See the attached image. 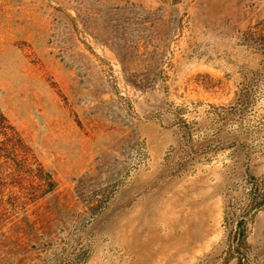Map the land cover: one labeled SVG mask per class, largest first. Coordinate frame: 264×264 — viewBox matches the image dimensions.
Here are the masks:
<instances>
[{
	"label": "rangeland",
	"instance_id": "1",
	"mask_svg": "<svg viewBox=\"0 0 264 264\" xmlns=\"http://www.w3.org/2000/svg\"><path fill=\"white\" fill-rule=\"evenodd\" d=\"M0 264H264V0H0Z\"/></svg>",
	"mask_w": 264,
	"mask_h": 264
},
{
	"label": "trees",
	"instance_id": "2",
	"mask_svg": "<svg viewBox=\"0 0 264 264\" xmlns=\"http://www.w3.org/2000/svg\"><path fill=\"white\" fill-rule=\"evenodd\" d=\"M1 118H3L2 116H1ZM4 119V118H3ZM5 120V119H4ZM6 121V120H5ZM7 130H9L8 132H10V131H14L13 130V128L10 126V125H8V124H6V126H4ZM12 137L9 139V141L10 142H14V140H17V134H16V132H13V134L11 135Z\"/></svg>",
	"mask_w": 264,
	"mask_h": 264
}]
</instances>
